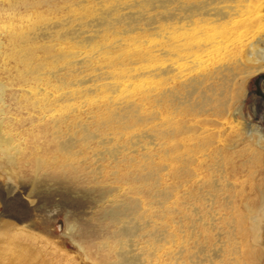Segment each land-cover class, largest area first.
<instances>
[{
	"label": "bare ground",
	"instance_id": "6f19581e",
	"mask_svg": "<svg viewBox=\"0 0 264 264\" xmlns=\"http://www.w3.org/2000/svg\"><path fill=\"white\" fill-rule=\"evenodd\" d=\"M242 1L0 0V149L28 197L95 195L97 217L70 224L82 250L109 264H264V190L231 178L261 155L223 132L264 70L239 57L246 45L264 59V37L237 29ZM7 98L27 113L18 142ZM3 225L12 254L25 251L33 234Z\"/></svg>",
	"mask_w": 264,
	"mask_h": 264
},
{
	"label": "rangeland",
	"instance_id": "374dc122",
	"mask_svg": "<svg viewBox=\"0 0 264 264\" xmlns=\"http://www.w3.org/2000/svg\"><path fill=\"white\" fill-rule=\"evenodd\" d=\"M240 4H243L242 9L244 10L241 12L243 15L240 18H244L246 22L243 19L245 24L239 23L238 25H242L243 27L238 26L239 28L237 27V29L244 30L247 33L242 38L249 37L253 33H259L258 38L264 37V27L261 30H255L257 32L249 33V27L253 26V24L258 22L264 24V0L242 1ZM241 34L245 35V33ZM261 47H264V44H261ZM248 53L249 46L245 45L241 54L237 52V54L233 55L238 58L239 54V57H243L248 66H264V59L257 60L256 56H253L252 60L248 61L247 57H245L249 56ZM262 74H264V70L263 72H256L248 76L243 84V89L240 91L238 90V85L234 87L235 93L239 92L235 94L234 104L230 109V113L225 116L226 119H223L227 120L223 125V132L225 134L227 132L231 137L241 136V142H249L251 144L250 147L252 146V149L258 150L261 155L259 160H254L253 164H247L243 168L241 166L245 163L244 161L247 157L241 158L236 165V175H232L231 177L232 180H236L237 183L239 182V185L244 184L248 187L247 190L249 189V192L251 184L264 190V149L259 148L258 145L259 137L262 136L263 139L260 144L264 146V97L258 92L255 82ZM259 86L264 94V83L260 82ZM45 96L49 97L50 94ZM42 102L44 103V101ZM6 103L11 107V112L8 114L10 117L8 122H10L8 123L9 128L7 132L17 142L21 141L25 135L21 122L26 120L27 113L22 107L19 109L15 100L11 101V99L7 98ZM1 107L4 106L2 105ZM230 126H234V128H230ZM249 132L252 133L249 134ZM27 136L28 142L34 145L37 144L36 140H33L32 137L30 138L29 135ZM250 137L251 139H249ZM253 150L249 154H252ZM3 152L4 150L0 149V264H109L113 258L110 257L108 259L105 251L96 250L94 247L82 250L75 242L76 238L73 236L70 228V224H72L79 230L83 223L89 220L93 221L97 217L99 206L92 203L94 202L92 199L95 195L89 194L85 197L83 196L84 192H68V194L64 195L63 193L59 194L54 191L49 198L44 196L28 197L23 185L25 183L24 177L18 174L20 172L19 169H16L13 174V165L8 162V155H5ZM30 166L22 170L30 173L32 171ZM256 170H259V172L254 175ZM49 186L52 188V185ZM47 188L44 191H47ZM252 196L254 197V194ZM12 214L18 218L10 217L9 215ZM5 222H12L18 231V228H24L33 234L34 238L23 244L25 247H28L25 248V251L22 250L12 254L10 251L12 245L9 246L6 243V232L10 231L3 225ZM173 249L169 248L168 251L171 252ZM168 261L172 262V259L167 260V263Z\"/></svg>",
	"mask_w": 264,
	"mask_h": 264
},
{
	"label": "water",
	"instance_id": "95a60500",
	"mask_svg": "<svg viewBox=\"0 0 264 264\" xmlns=\"http://www.w3.org/2000/svg\"><path fill=\"white\" fill-rule=\"evenodd\" d=\"M260 78H261V76H259V77L255 80V82H256V85H257L258 92L261 93V94L263 95L262 90L260 89V86H259ZM262 78L264 79V76H263Z\"/></svg>",
	"mask_w": 264,
	"mask_h": 264
}]
</instances>
